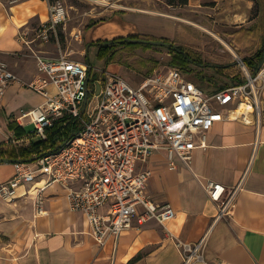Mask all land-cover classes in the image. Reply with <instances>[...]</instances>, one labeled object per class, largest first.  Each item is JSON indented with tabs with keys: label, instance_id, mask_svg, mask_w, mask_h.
Masks as SVG:
<instances>
[{
	"label": "crops",
	"instance_id": "obj_1",
	"mask_svg": "<svg viewBox=\"0 0 264 264\" xmlns=\"http://www.w3.org/2000/svg\"><path fill=\"white\" fill-rule=\"evenodd\" d=\"M258 1L257 5L255 0H189L187 6L194 12L195 27L208 31L194 21L204 22L201 15L211 17L215 11V23L229 24L235 38L251 33L255 52L250 53L249 47L241 49L250 53L245 57L249 58L261 49L264 38V3ZM49 6L46 0H0V62L9 56L13 71L4 64L17 77L0 93V158L2 149H8L5 143L16 136L10 126L17 123L22 112H30L43 102L30 88L39 75L36 56L42 53L36 50L33 23H46ZM257 7L258 13L253 16ZM155 17L135 12L115 15L105 23L115 32L112 39L140 35L136 30L146 29L143 20L154 25L152 22L159 21ZM23 54L31 58L28 71L20 63ZM193 169L199 176L222 184L228 192L239 188L236 207L230 217L217 219V205L193 173L182 165L172 169L166 153L156 152L148 163L138 165V171L152 172L147 191L153 202L158 206L170 203L175 209L177 219L168 228L188 243L199 241L211 230L206 249L211 264H264V126L257 140L254 128L242 122L215 124L209 134V148L194 154ZM14 173V164L1 163L0 185ZM30 187L20 188L12 202L0 200V264L182 263L181 251L156 221L140 224L136 216L130 230L100 248L90 235L84 215L71 211L66 188L53 183L44 191L37 186L28 193Z\"/></svg>",
	"mask_w": 264,
	"mask_h": 264
},
{
	"label": "built area",
	"instance_id": "obj_2",
	"mask_svg": "<svg viewBox=\"0 0 264 264\" xmlns=\"http://www.w3.org/2000/svg\"><path fill=\"white\" fill-rule=\"evenodd\" d=\"M55 24L66 18L61 3L50 7ZM38 76L30 88L43 102L16 119L22 138L5 143L7 148L27 140H46L58 122L80 124L64 145L33 163L14 164L15 174L0 185V200L12 202L20 188L44 191L61 184L68 191L71 211L83 214L90 234L102 246L140 224L156 221L181 251V264H211L206 259L211 230L199 242L179 240L168 225L177 219L171 204L158 206L147 195L151 171H138L152 155L166 153L169 167L182 165L191 171L218 207L217 219L230 217L239 188L226 187L196 174L194 154L209 148L215 124L242 122L254 128L257 140L264 126V65L255 74L243 60V83L209 95L180 69L156 73L138 85L108 73L91 80L90 64L67 57L36 56ZM90 78V79H89ZM17 77L0 62V93ZM101 91L97 95V88ZM87 101L86 106L85 102ZM40 185V186H39ZM42 210V209H41ZM40 210V213H42Z\"/></svg>",
	"mask_w": 264,
	"mask_h": 264
},
{
	"label": "rangeland",
	"instance_id": "obj_3",
	"mask_svg": "<svg viewBox=\"0 0 264 264\" xmlns=\"http://www.w3.org/2000/svg\"><path fill=\"white\" fill-rule=\"evenodd\" d=\"M255 1L258 5L259 1ZM261 1L264 3V0ZM58 3H61L65 9L66 18L63 22L55 24L50 14L49 19L48 16L44 18L46 20L44 25H39L36 22L33 23L36 29L33 34L36 40L35 45H37L36 50L42 51L39 55L49 58L67 57L73 61L89 63L92 68V72L89 73V75L91 74V81L111 73L129 81L133 86H138L146 77L155 75L156 73H164L171 68H175L171 65L172 57L169 51L166 47L162 46H155L150 49H146L143 46L119 47L116 64L107 66L105 60H100L97 55L99 48L97 46L94 47L93 44L98 42H111L117 38H126L117 37L110 39L112 36L107 38L112 34V30L108 29L109 26H107L105 22L114 19L113 17L115 15L119 16L132 13L135 14V12H147L149 15L156 16V20L159 21L152 22L155 26L150 25V21L143 20L146 24V27H144L146 29L142 31L137 29L136 33L140 35H144L143 33H145L146 36L148 35L156 39V41L162 40L161 42H164V40H168L170 44L176 47L182 46L198 53L202 61L211 64L212 67H190V69L193 70L191 73H186L176 67L195 82V79L199 80L197 73L202 72L205 76H214V82L219 84H230V87L236 86L237 84L232 85L235 77L240 78L242 81L245 80V74L239 66L240 60L244 61L246 55L255 52V46L252 47L251 41L254 39V36L251 33L248 37H246V34H243L241 39L235 38L234 34L236 32L233 30V27L229 26V24L215 23V11H213V14L211 10H208V14L211 13V17L208 15H201V17L205 19L204 22H194L209 28V31L212 33L179 20L186 19L192 22L193 19H195L193 17L194 12H192L189 6L177 8L168 6L166 0H105L102 3L89 0H55L52 4L49 3V7L55 6ZM257 13L258 7L254 9L253 16H256ZM96 21L100 22L98 26H93L91 28L87 27L89 24ZM151 26H154L152 30L147 29ZM95 30H97L96 34L102 32L106 34V36L95 39L93 35ZM214 34L223 39L235 53L230 51L227 45L220 42L218 37ZM247 47H249V49L252 48V50L249 51L250 53L245 54L241 49ZM33 56L35 58L34 54ZM20 57L22 69L28 71L29 60L31 58L28 57L27 54H23V56ZM9 58V56L4 57V60H1V62L6 63L9 69L13 71L11 68L12 65L10 64L12 60ZM219 71H221V73H219ZM250 72L255 74L251 69ZM202 85V89L209 95L216 93L214 92L216 88L213 84L210 87H208L207 84ZM76 127L80 129V124H76ZM58 128L64 130L62 126ZM26 129L30 131L33 127L29 126ZM74 134H76V132H74ZM68 140L62 141L60 146L64 145ZM30 142L31 141L27 140L10 149L17 150L22 147H29L31 144ZM149 199L153 202L150 197ZM92 238L95 240L93 236ZM106 244L102 246L98 243L100 248H104Z\"/></svg>",
	"mask_w": 264,
	"mask_h": 264
},
{
	"label": "trees",
	"instance_id": "obj_4",
	"mask_svg": "<svg viewBox=\"0 0 264 264\" xmlns=\"http://www.w3.org/2000/svg\"><path fill=\"white\" fill-rule=\"evenodd\" d=\"M50 4H52L55 0H46ZM112 1V0H111ZM166 4L168 6L177 8L181 6H187L189 4V0H166ZM100 24L99 21L93 22L92 24H89L87 27L91 28L93 26H98ZM135 40H144V41H156V39L151 38L149 36L144 35H135V36H128L126 38H117L114 39L111 42H98L93 44V46H97L99 48L98 50V58L100 60H105L106 65H112L116 64L117 62V55H118V49L119 47H145L146 49L154 48L155 46L150 44H139L136 43ZM162 41V40H161ZM165 43H168V40H164ZM169 51V54L171 55V65L175 68H180L186 73H191L193 70L190 69V67H212L211 64H208L206 62L202 61L201 56L198 53H195L187 48H184L182 46L176 47L172 44L171 47L167 48ZM264 58V38L262 41V47L261 49L256 52L252 57L245 58L244 62L246 65L255 73H257L261 67V64L263 62ZM221 73V71H219ZM199 80H196V83L203 88L202 84H207L208 87L212 86V84L215 86L217 91L224 90L228 87H230V84H219L217 82H214V76L208 77L205 76L202 72L197 73ZM90 82H93L90 80ZM243 83V81L235 77L234 82L232 85H238ZM210 92V91H209ZM213 93V92H211ZM62 126L64 130L58 128ZM12 130L16 132V136L18 138H22L26 135L27 130L24 128H21L17 123L12 124L10 126ZM76 130V125L74 122H71L69 124L64 125L63 122H58L57 125L48 132V139L46 140H30L31 144L29 147H22L17 150H11L10 148L5 149V147L2 149V155L3 158H9V159H16V160H23L27 161L33 158H40L42 155H46L48 153H51L55 151L58 147H60V144L62 141L70 139L74 135V131ZM4 146V144L2 145ZM14 148V147H11Z\"/></svg>",
	"mask_w": 264,
	"mask_h": 264
},
{
	"label": "water",
	"instance_id": "obj_5",
	"mask_svg": "<svg viewBox=\"0 0 264 264\" xmlns=\"http://www.w3.org/2000/svg\"><path fill=\"white\" fill-rule=\"evenodd\" d=\"M136 43H139V44H150V45H153V46H162V47H166V48H169L172 46V44H168V43H165V42H161V41H144V40H135ZM264 65V58H263V62L261 64V67ZM90 73L92 72V68L90 67L89 69ZM90 79V78H89ZM101 91V88L98 87L97 88V95L100 93ZM87 104V101L85 102V106ZM43 156V155H42ZM41 156V157H42ZM40 157V158H41ZM38 158H33V159H30V160H27V161H23V160H16V159H9V158H0V164L1 163H6V164H16V163H33L35 161H37Z\"/></svg>",
	"mask_w": 264,
	"mask_h": 264
},
{
	"label": "bare ground",
	"instance_id": "obj_6",
	"mask_svg": "<svg viewBox=\"0 0 264 264\" xmlns=\"http://www.w3.org/2000/svg\"><path fill=\"white\" fill-rule=\"evenodd\" d=\"M89 1H93V2H100V3H102V2H104L105 0H89ZM183 22H186V23H189V24H192V22L191 21H189V20H186V19H181ZM208 32H210L209 30H208ZM120 33H123V32H120ZM210 33H212V32H210ZM113 35H115V32L114 33H112L111 35H109L107 38H109L110 36H113ZM215 35V34H214ZM104 36H106V34H104V33H102V32H98V34L97 35H95V37L96 38H102V37H104ZM216 36V35H215ZM216 37H218V36H216ZM218 39L220 40V42H222L223 44H225V45H227L226 44V42L223 40V39H221V38H219L218 37ZM228 46V45H227ZM228 49L230 50V51H232L233 53H235L234 52V50H232L229 46H228Z\"/></svg>",
	"mask_w": 264,
	"mask_h": 264
}]
</instances>
